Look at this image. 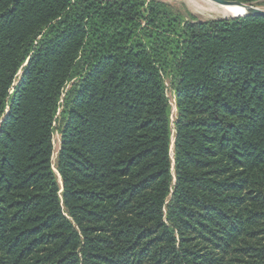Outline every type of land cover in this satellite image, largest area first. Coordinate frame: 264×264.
Masks as SVG:
<instances>
[{
  "label": "trees",
  "instance_id": "obj_1",
  "mask_svg": "<svg viewBox=\"0 0 264 264\" xmlns=\"http://www.w3.org/2000/svg\"><path fill=\"white\" fill-rule=\"evenodd\" d=\"M0 264H264V16L0 0Z\"/></svg>",
  "mask_w": 264,
  "mask_h": 264
},
{
  "label": "rangeland",
  "instance_id": "obj_2",
  "mask_svg": "<svg viewBox=\"0 0 264 264\" xmlns=\"http://www.w3.org/2000/svg\"><path fill=\"white\" fill-rule=\"evenodd\" d=\"M159 1H162L168 4L172 9L178 12L186 20H190L193 18L199 21H203V20L214 19V18L230 17L228 15L221 14L222 5L212 2L210 0H159ZM255 5L264 9V0H261L258 4L256 3ZM166 85H167L166 95L168 97V101L170 103V108H171L170 109V112H171L170 113V123L172 127V134H171V144H170V157H171L172 166H173V158H174V148H173L174 142L173 141H174V134H175L173 127H174V120H175L177 111H176V105L174 102L173 93L171 91V86L168 80H166ZM68 87L69 85L66 86V89ZM54 125L56 129L53 134L54 153L52 157V162L55 165L56 154H57V151L60 145V134L58 131V122H56Z\"/></svg>",
  "mask_w": 264,
  "mask_h": 264
},
{
  "label": "water",
  "instance_id": "obj_3",
  "mask_svg": "<svg viewBox=\"0 0 264 264\" xmlns=\"http://www.w3.org/2000/svg\"><path fill=\"white\" fill-rule=\"evenodd\" d=\"M220 5H235L244 9V12L241 14H233L230 17H244L250 15H262L264 16V9L258 7L257 5L243 3L237 0H210Z\"/></svg>",
  "mask_w": 264,
  "mask_h": 264
},
{
  "label": "bare ground",
  "instance_id": "obj_4",
  "mask_svg": "<svg viewBox=\"0 0 264 264\" xmlns=\"http://www.w3.org/2000/svg\"><path fill=\"white\" fill-rule=\"evenodd\" d=\"M243 12H244L243 8L235 5H222V9H221V14L228 16L233 14H241Z\"/></svg>",
  "mask_w": 264,
  "mask_h": 264
}]
</instances>
